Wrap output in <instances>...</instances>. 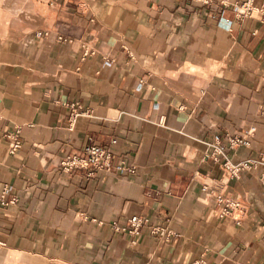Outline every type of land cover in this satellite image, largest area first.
<instances>
[{"label":"crops","instance_id":"0c3cea01","mask_svg":"<svg viewBox=\"0 0 264 264\" xmlns=\"http://www.w3.org/2000/svg\"><path fill=\"white\" fill-rule=\"evenodd\" d=\"M246 1L0 0V264H264V159L214 155L264 157ZM91 143L110 169L61 166Z\"/></svg>","mask_w":264,"mask_h":264},{"label":"built area","instance_id":"2783aa9c","mask_svg":"<svg viewBox=\"0 0 264 264\" xmlns=\"http://www.w3.org/2000/svg\"><path fill=\"white\" fill-rule=\"evenodd\" d=\"M197 3H201L203 5H211L214 3L221 2L223 4H232L231 0H191ZM235 9L238 14L241 16L249 17L253 15V12L256 10L254 3L252 0H248L244 3H233ZM262 15L264 16V6L260 9ZM262 113H264V100L261 103ZM20 129H17L16 136H19ZM256 133V126H251L247 130H245V134L243 136L239 135H230L227 136V144L223 145L220 141V136H217L218 145L214 151L215 158L218 160L220 154L224 156V167L227 171V175L229 177H240L242 172L245 170H249L252 168H257L264 157L259 159H244L239 162H234L230 156L226 154V150L231 148L235 149L242 145L250 146L251 138L254 137ZM21 139L17 137L14 143L11 145V151L14 152L21 146ZM117 143V139L112 140V144ZM114 156V150L112 145L103 146L96 143L87 144L83 147V154L78 155H69L63 157L61 160V166L65 170H71L75 167H87L91 168L93 171L99 169H110L111 160ZM92 171V172H93ZM91 172V173H92ZM264 176V174H263ZM238 204V203H236ZM130 223L134 232H138L143 225V219L141 216L135 215L131 217ZM208 264V263H205Z\"/></svg>","mask_w":264,"mask_h":264}]
</instances>
